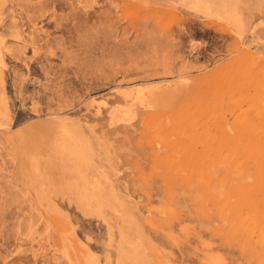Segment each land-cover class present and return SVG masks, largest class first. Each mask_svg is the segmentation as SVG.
<instances>
[{"label": "rangeland", "instance_id": "obj_1", "mask_svg": "<svg viewBox=\"0 0 264 264\" xmlns=\"http://www.w3.org/2000/svg\"><path fill=\"white\" fill-rule=\"evenodd\" d=\"M0 264H264V0H0Z\"/></svg>", "mask_w": 264, "mask_h": 264}, {"label": "bare ground", "instance_id": "obj_2", "mask_svg": "<svg viewBox=\"0 0 264 264\" xmlns=\"http://www.w3.org/2000/svg\"><path fill=\"white\" fill-rule=\"evenodd\" d=\"M118 119V118H117ZM38 133V132H37ZM23 141H26V140H23Z\"/></svg>", "mask_w": 264, "mask_h": 264}]
</instances>
